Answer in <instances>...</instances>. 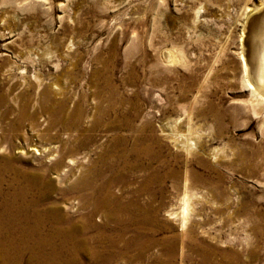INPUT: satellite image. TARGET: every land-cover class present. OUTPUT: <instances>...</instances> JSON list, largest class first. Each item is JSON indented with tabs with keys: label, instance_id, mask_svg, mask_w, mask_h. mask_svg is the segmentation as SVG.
<instances>
[{
	"label": "rangeland",
	"instance_id": "obj_1",
	"mask_svg": "<svg viewBox=\"0 0 264 264\" xmlns=\"http://www.w3.org/2000/svg\"><path fill=\"white\" fill-rule=\"evenodd\" d=\"M259 1L0 0V135L13 136L18 164L52 165L61 140L68 146L84 140L73 156L79 167L68 156L51 169L63 188L83 167L102 168L107 152L122 165L125 148L152 149L150 168H133L130 157L122 171L127 180L109 186L132 206L122 209L120 220L134 223L121 235L106 233L118 250H126L124 241L135 234L144 235L141 257L131 246L107 264H264V116L254 115L242 81L240 41L246 12ZM169 50L176 59L165 62ZM59 103H65L64 118L73 120L77 108L84 115L66 133L61 120L48 139L37 136ZM23 106L36 111V130L18 120ZM12 123L20 128L12 131ZM22 134H32L38 151L24 144ZM174 135L190 138L191 146L176 145ZM48 146L53 158L39 154ZM118 173L108 170L105 177ZM184 193L189 213L182 226ZM81 195H70L67 203L56 191L51 200L80 216L92 210ZM93 216L107 222L104 210ZM100 240L96 251L107 254L106 240ZM90 250L70 251L66 264H103ZM58 252L38 250L43 256ZM29 253L23 264H32Z\"/></svg>",
	"mask_w": 264,
	"mask_h": 264
},
{
	"label": "bare ground",
	"instance_id": "obj_2",
	"mask_svg": "<svg viewBox=\"0 0 264 264\" xmlns=\"http://www.w3.org/2000/svg\"><path fill=\"white\" fill-rule=\"evenodd\" d=\"M242 30L243 36L242 40L240 39L242 49L241 58L244 70L242 81L244 87L250 92V105L252 107L253 113L254 115L260 117L264 116V0L259 1V3L255 4L253 7L247 10L242 23ZM162 57H164V59L166 60L165 62H171L176 59L175 55L170 50L166 52L164 51ZM2 102L3 96L0 95V105ZM65 108V103H59L57 109H55L54 111L51 110L49 112L51 119L45 122L47 123L46 127L44 128L42 133H39L40 135H38L37 133V136L42 137L50 135V130H53L57 126V122L61 120L63 121L61 122L63 123L62 126L64 127L63 129L65 130V133L67 132V130L75 127L78 121L84 115L83 111L81 110L82 108L76 109V111L74 112L75 117L73 118V120L62 117V112ZM101 108L98 109V113L100 115H102L105 110ZM3 115L6 116L7 112H3L2 116ZM46 117L48 118V115ZM37 118L38 115L36 111H30L26 106H23L18 113L19 121L22 122L23 120H29L31 130L36 128L38 120ZM18 120L16 119V123L18 122ZM16 123H12L9 127L12 129V131L19 126V124ZM166 128L168 130H172L173 126L171 123L167 122ZM27 134H22L23 138L21 137L25 142L24 144H27L28 147L32 146V151H38L36 145L33 144L34 137L31 136L32 134ZM200 135H193L192 139L199 142L202 137V135ZM47 137L48 136H46V138ZM189 139L190 138H180V136L176 137V135L173 136V141L180 147L191 146ZM121 142L122 140L119 137V139L114 140V145H118ZM60 143V150L59 153H57L59 154V156L55 159L52 165L40 164L35 166H24L18 164L21 163L22 160L19 156H16L13 153V150L16 149L13 136H9L6 133L0 135V261L2 262V264H23L26 251L30 252L28 258L30 262H32V264H54L52 261L66 264L69 263L70 258L68 254L70 251L77 255L79 254V252H82L85 249H91L90 251L95 256H99L98 258L102 260L101 262L103 264H107L111 260L114 261L117 255L121 256L120 254H124L126 250L131 246H134V248L137 250L136 257H141L140 254L143 248V243L141 244V242H143L142 236L144 237V235L140 236L138 234H135L131 238L132 240L129 239L130 241H124L125 244L123 246H125L124 249L126 250H118L117 240L113 238L114 236L110 237L109 234L106 233L108 230L112 231V233H114L115 235L116 233L118 235H121L129 229V225L134 223V220H127L123 222L120 220V213L123 211L122 209H127L130 206H128V204H122L120 202L121 198L113 195L110 191L109 186L113 183L122 181L124 182L127 180L125 174L123 173V169L125 170L126 165L124 164L130 157L134 158L133 168H147L149 166L147 160H151L154 158V155H152L153 152L151 151L152 149L149 146L139 147L135 145L131 149L129 148L130 150H126L125 148V151L121 152L123 157L122 165H115V163L110 160L111 156L113 155L108 154L109 152H107V154H103L101 157V162L103 165L102 168L94 169L90 166L83 167L84 169L74 178V180L70 184H67L63 188H60L58 186L59 184L56 183V179L59 180L60 175L54 173V175H52L53 177H51V169H59L64 163H66L65 159L68 156H71L69 158V163L71 165H76V161L74 160L73 156H75L78 150L85 145V141H78L76 142V144L70 143V145L68 146L69 141L63 139ZM22 148L23 146L21 147L20 151L24 152ZM53 150L54 148L52 149L48 146L45 147L42 151H39V154H48L51 158H53L55 156V151ZM17 152H19V150ZM213 152L216 151L214 150ZM76 166H78V164ZM108 170L118 171L119 173L106 178V171ZM64 171H71V169L67 170L66 167ZM71 176L69 177L71 178ZM69 177L68 175H65L63 178L69 179ZM153 180H155L154 177H151L149 181ZM149 181L147 180L148 183ZM56 191H59L61 193L64 201L66 202L68 201L70 195L79 191L82 192L81 198L83 202H88L90 205H92L91 212L93 213L85 212L87 214H83L80 216H76V213L69 214L61 206L63 201L60 204L59 202L57 203L51 200L53 193ZM67 203L66 205H68ZM181 203L182 226H184L188 220L187 215L189 213V201L185 193L182 197ZM73 207L75 208V205ZM98 210L105 211L107 222L104 223L102 220V224L94 222L92 216L94 214V211ZM122 214L123 213H121V215ZM146 218L148 219V217ZM109 222L113 223L112 226L108 225ZM119 226L120 229H118ZM90 232L93 233L89 237L88 234ZM100 236H102V239L106 240V245L108 246V253L104 255H101L100 252L96 251L97 249L95 248V241H101ZM100 244L103 243L101 242ZM46 247L59 250V254L57 253L53 256L39 255L38 250ZM61 251L62 253H60Z\"/></svg>",
	"mask_w": 264,
	"mask_h": 264
}]
</instances>
